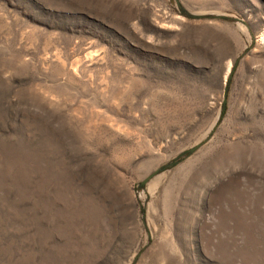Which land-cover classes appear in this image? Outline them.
Returning a JSON list of instances; mask_svg holds the SVG:
<instances>
[{
  "label": "rangeland",
  "instance_id": "374dc122",
  "mask_svg": "<svg viewBox=\"0 0 264 264\" xmlns=\"http://www.w3.org/2000/svg\"><path fill=\"white\" fill-rule=\"evenodd\" d=\"M262 34L264 0H0V264H264Z\"/></svg>",
  "mask_w": 264,
  "mask_h": 264
},
{
  "label": "bare ground",
  "instance_id": "6f19581e",
  "mask_svg": "<svg viewBox=\"0 0 264 264\" xmlns=\"http://www.w3.org/2000/svg\"><path fill=\"white\" fill-rule=\"evenodd\" d=\"M261 41H262V43H264V34H262V36H261ZM232 64H230V66H231ZM231 68V67H230Z\"/></svg>",
  "mask_w": 264,
  "mask_h": 264
},
{
  "label": "water",
  "instance_id": "95a60500",
  "mask_svg": "<svg viewBox=\"0 0 264 264\" xmlns=\"http://www.w3.org/2000/svg\"><path fill=\"white\" fill-rule=\"evenodd\" d=\"M195 149H192L191 151H194ZM148 182V180L146 179V180H144L143 182H142V184H145V183H147Z\"/></svg>",
  "mask_w": 264,
  "mask_h": 264
}]
</instances>
